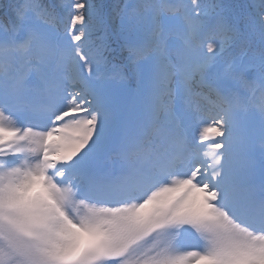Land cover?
Segmentation results:
<instances>
[{
    "label": "snow or ice",
    "instance_id": "snow-or-ice-1",
    "mask_svg": "<svg viewBox=\"0 0 264 264\" xmlns=\"http://www.w3.org/2000/svg\"><path fill=\"white\" fill-rule=\"evenodd\" d=\"M0 264H264V0H0Z\"/></svg>",
    "mask_w": 264,
    "mask_h": 264
}]
</instances>
